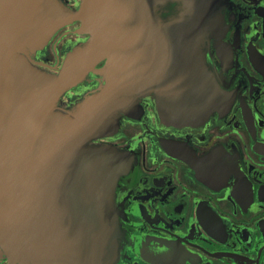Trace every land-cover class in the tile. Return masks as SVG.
<instances>
[{
    "label": "water",
    "instance_id": "obj_1",
    "mask_svg": "<svg viewBox=\"0 0 264 264\" xmlns=\"http://www.w3.org/2000/svg\"><path fill=\"white\" fill-rule=\"evenodd\" d=\"M179 4L174 15L161 10ZM215 0H0V251L13 264H113L112 199L126 155L90 141L153 96L190 124L225 105L202 55ZM80 21L89 39L59 72L33 54ZM106 61V83L64 112L60 97ZM227 105V103H226Z\"/></svg>",
    "mask_w": 264,
    "mask_h": 264
},
{
    "label": "flooded vegetation",
    "instance_id": "obj_2",
    "mask_svg": "<svg viewBox=\"0 0 264 264\" xmlns=\"http://www.w3.org/2000/svg\"><path fill=\"white\" fill-rule=\"evenodd\" d=\"M178 6L161 11L174 15ZM89 37L80 21L62 26L33 60L57 74ZM202 55L225 105L175 124L153 96L141 97L134 114H121L115 130L89 143L128 161L112 199L113 264H264V0H215ZM105 64L63 95L62 111L106 83ZM0 264L13 263L0 251Z\"/></svg>",
    "mask_w": 264,
    "mask_h": 264
},
{
    "label": "rangeland",
    "instance_id": "obj_3",
    "mask_svg": "<svg viewBox=\"0 0 264 264\" xmlns=\"http://www.w3.org/2000/svg\"><path fill=\"white\" fill-rule=\"evenodd\" d=\"M51 38H52V37H51ZM73 88H74V87H73ZM71 89H72V88H71ZM71 89H69V90H71ZM69 90H68V91H69ZM68 91H67V92H68ZM65 93H66V92H65ZM65 93H64V94H65ZM64 94H63V95H64ZM63 95L60 97V99H59V100H61V98L63 97Z\"/></svg>",
    "mask_w": 264,
    "mask_h": 264
}]
</instances>
